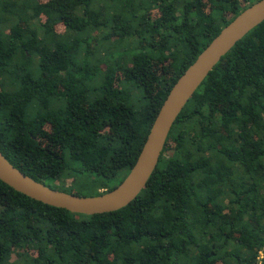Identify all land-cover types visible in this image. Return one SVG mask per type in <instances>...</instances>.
Listing matches in <instances>:
<instances>
[{"label":"trees","instance_id":"1","mask_svg":"<svg viewBox=\"0 0 264 264\" xmlns=\"http://www.w3.org/2000/svg\"><path fill=\"white\" fill-rule=\"evenodd\" d=\"M256 1L0 0L1 153L50 188L112 190L177 78ZM0 264H264V20L126 206L74 213L0 180Z\"/></svg>","mask_w":264,"mask_h":264},{"label":"water","instance_id":"2","mask_svg":"<svg viewBox=\"0 0 264 264\" xmlns=\"http://www.w3.org/2000/svg\"><path fill=\"white\" fill-rule=\"evenodd\" d=\"M264 20V0L236 15L197 55L172 85L150 126L136 161L124 179L99 195H76L53 189L14 167L0 151V180L14 190L44 204L80 214L118 210L129 204L154 172L177 116L208 73L235 44Z\"/></svg>","mask_w":264,"mask_h":264},{"label":"rangeland","instance_id":"3","mask_svg":"<svg viewBox=\"0 0 264 264\" xmlns=\"http://www.w3.org/2000/svg\"><path fill=\"white\" fill-rule=\"evenodd\" d=\"M69 181H70V179L66 181L65 186L68 185ZM80 186H81V184L72 185V187H69V188L67 187L68 188L67 190L68 191H72V192H76V193H79V194H83L85 196H89L90 193L93 192L92 189L90 190V189H87V188H82Z\"/></svg>","mask_w":264,"mask_h":264}]
</instances>
